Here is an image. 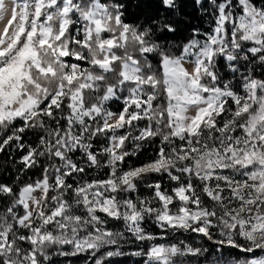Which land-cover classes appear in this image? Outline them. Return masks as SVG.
Instances as JSON below:
<instances>
[{"label": "snow or ice", "instance_id": "6c2138e0", "mask_svg": "<svg viewBox=\"0 0 264 264\" xmlns=\"http://www.w3.org/2000/svg\"><path fill=\"white\" fill-rule=\"evenodd\" d=\"M121 258L264 264V0H0V264Z\"/></svg>", "mask_w": 264, "mask_h": 264}, {"label": "trees", "instance_id": "16d2710c", "mask_svg": "<svg viewBox=\"0 0 264 264\" xmlns=\"http://www.w3.org/2000/svg\"><path fill=\"white\" fill-rule=\"evenodd\" d=\"M129 11L131 12L132 11V8L130 7L129 8ZM189 11H191V9H189ZM193 16H195V13H193ZM201 24H203V21H201ZM113 107H115V105H113ZM147 155V153H144L141 155V159H144V157ZM179 238H183V237H179ZM235 254V253H234ZM259 254V253H257ZM138 258H121L122 260V264H135L136 260Z\"/></svg>", "mask_w": 264, "mask_h": 264}, {"label": "rangeland", "instance_id": "374dc122", "mask_svg": "<svg viewBox=\"0 0 264 264\" xmlns=\"http://www.w3.org/2000/svg\"><path fill=\"white\" fill-rule=\"evenodd\" d=\"M6 3H8L9 4V6H10V0H6ZM181 239V238H180Z\"/></svg>", "mask_w": 264, "mask_h": 264}]
</instances>
